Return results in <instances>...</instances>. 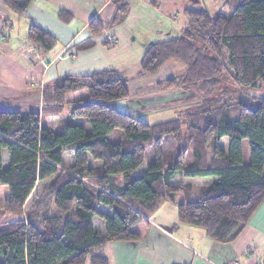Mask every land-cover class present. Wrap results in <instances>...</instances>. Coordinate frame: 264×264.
Returning a JSON list of instances; mask_svg holds the SVG:
<instances>
[{
    "label": "trees",
    "instance_id": "trees-1",
    "mask_svg": "<svg viewBox=\"0 0 264 264\" xmlns=\"http://www.w3.org/2000/svg\"><path fill=\"white\" fill-rule=\"evenodd\" d=\"M34 1L4 4L21 17ZM113 4L106 26L96 17L90 21V36L78 50L92 47L94 37L128 16L129 0ZM184 14L181 35L149 45L140 67L143 75L171 62L185 67L157 87L198 95L185 118L150 124L119 109L116 102L130 93L114 69L58 78L43 92L41 113L0 104V185L9 190L4 211L21 217L37 182L50 180L26 221L0 225V264H110L105 247L143 239L138 225L148 224L165 203L176 207L181 224L220 243L235 241L246 228L264 201V99L232 104L222 87L234 92L264 83V0H227L214 14ZM58 18L73 20L65 11ZM26 38L39 54L58 43L34 22ZM115 43L107 38L103 45ZM55 118L65 125L60 133ZM65 155L73 157L69 167ZM95 218L104 221V233Z\"/></svg>",
    "mask_w": 264,
    "mask_h": 264
},
{
    "label": "crops",
    "instance_id": "crops-1",
    "mask_svg": "<svg viewBox=\"0 0 264 264\" xmlns=\"http://www.w3.org/2000/svg\"><path fill=\"white\" fill-rule=\"evenodd\" d=\"M113 1L35 0L26 14L19 17L6 8L5 0H0V104L13 110L38 111L42 104L43 87L58 78L114 68L108 58L110 52L103 45L104 38L98 40L94 37L95 44L88 49L76 48L79 42L90 36L88 26L93 18L100 19L104 25L109 22L115 10ZM129 1L130 11L122 25L130 29L126 25V21L130 20L133 26L131 34L141 33L144 53L152 43L181 35L186 22L185 10L206 9L214 14L227 2ZM60 11L67 12L73 18L71 23L65 24L59 20ZM32 22L58 39L57 45L49 52L40 54L42 59L35 64L29 62L24 54L26 48L31 46L26 33ZM139 27L140 31L145 28L143 32H138ZM109 30L104 31L105 38L115 39L118 31ZM247 145L248 142L244 141L245 163L250 160ZM99 209L112 213L103 205ZM148 222L138 225L143 235L140 241L113 242L105 247L104 253L110 264H264V201L239 237L230 243L214 241L203 229L181 224L176 207L168 203L163 204ZM94 225L100 232H105L102 219L95 218Z\"/></svg>",
    "mask_w": 264,
    "mask_h": 264
},
{
    "label": "rangeland",
    "instance_id": "rangeland-1",
    "mask_svg": "<svg viewBox=\"0 0 264 264\" xmlns=\"http://www.w3.org/2000/svg\"><path fill=\"white\" fill-rule=\"evenodd\" d=\"M17 18V17H16ZM127 17L122 23L125 22ZM14 23V22H13ZM119 23L115 26L106 28L109 30L111 28L112 32H117L115 38V45L111 47H106L109 50L108 58L111 61V65H114V70H116L126 81L129 89V97L127 99L119 100L116 102V106L119 107L122 111L133 114L140 119L150 123L156 124L161 122H166L175 118H185L184 113L186 110L192 109L194 104L198 103L199 97L194 94V92H180L177 93L176 89H169L162 92L157 91L158 83L166 81L169 78L177 77L182 75L185 72V67L177 62H171L163 65L157 74L154 75H143L141 72V60L144 57V48L142 46V36L141 33H133V26H131V21L127 20L126 25L130 26L125 27ZM107 24H105L106 26ZM119 25V26H118ZM116 27V28H115ZM115 28V29H114ZM145 28H138V32H143ZM104 30V31H105ZM100 33L96 36L98 40L105 38V32ZM110 32H107V34ZM22 35V34H21ZM134 37L136 40H132ZM96 41V40H94ZM35 51V56L33 55V49ZM32 50L31 52H29ZM35 47H27L25 50V56L32 64L40 62L41 56L37 53ZM47 89V86L43 87V92ZM222 89L229 90L230 98L227 100L229 103L236 104L238 102L244 101L254 103L258 99H264V83L259 81L258 85L254 88L241 90L239 88H234L232 92V86L222 87ZM79 92L71 93L67 96V100L75 98ZM169 94V95H168ZM183 94V95H182ZM225 98L219 100V102H224ZM43 109V103L38 109V112L41 113ZM54 125L56 131L60 133L65 129V125L61 123L58 118H55ZM247 152L249 151V146L247 145ZM64 165L69 167V165L74 162L71 155L64 156ZM91 166H94L96 163L90 162ZM182 177L176 178L173 183L178 184ZM50 181V180H49ZM49 181H38L31 196L27 200L24 206V211L22 216L8 214L4 211L3 203L9 195V190L6 185H0V225L11 221H18L19 219H28V210L34 211V207L41 198H45V190L47 189V183ZM207 179H204L200 182L199 185L206 184ZM169 204V203H168ZM55 207H51L50 212H53ZM31 211V212H32ZM156 213V212H155ZM154 213V214H155Z\"/></svg>",
    "mask_w": 264,
    "mask_h": 264
},
{
    "label": "built area",
    "instance_id": "built-area-1",
    "mask_svg": "<svg viewBox=\"0 0 264 264\" xmlns=\"http://www.w3.org/2000/svg\"><path fill=\"white\" fill-rule=\"evenodd\" d=\"M33 49V48H32ZM32 50H30L29 52H31ZM32 53H33V55L35 56V51H34V49H33V51H32Z\"/></svg>",
    "mask_w": 264,
    "mask_h": 264
}]
</instances>
